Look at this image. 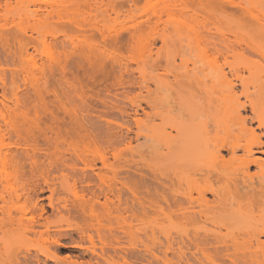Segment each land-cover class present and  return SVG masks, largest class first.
<instances>
[{
	"label": "bare ground",
	"instance_id": "bare-ground-1",
	"mask_svg": "<svg viewBox=\"0 0 264 264\" xmlns=\"http://www.w3.org/2000/svg\"><path fill=\"white\" fill-rule=\"evenodd\" d=\"M3 1L5 6L9 5V0ZM39 1L31 0L33 5ZM58 2L57 0V4ZM175 2L182 5L180 12L183 15L188 14L191 17L194 11L195 17L197 10L198 12L204 10L207 13L220 12L229 7L246 11L242 4L252 3L253 0L239 2L175 0ZM51 3L48 4L50 7L47 5L49 7L47 16L56 15L57 19L67 14V7H64L67 4L75 7L80 5V8L84 6L89 8L90 12L86 13V10H83L87 16H82L81 19L75 18L73 21L69 15L71 22L68 19V26L64 25L61 29L62 50L58 54L53 53L45 45L42 29L35 31L37 36L33 38V42L37 47H43L41 54L45 58L44 63L38 64L25 48H19L21 75L42 102L44 95L40 84L45 80L46 74L51 72L52 67H55L63 79L65 78V64L61 61V56L67 58L68 46L71 55L76 56L78 50L81 52L86 65L85 70L83 69L86 75L90 67L92 71L96 68L95 61L99 55L96 52L100 46L106 48V37L107 34L110 36V22L113 21L103 1L86 0L79 4L78 0L66 2L60 0L58 6H55L57 5L55 0L53 2L55 5ZM23 6L25 7L15 15L18 20L30 17L29 15H37L36 11H30L24 3ZM168 10L167 5L161 6L154 13L157 21L147 18L142 20L134 15L127 17L124 23L128 22L131 25L133 50L139 52L142 47V26L145 24L149 28H155L161 15ZM76 13L78 12L75 11ZM260 16L250 15L249 28L264 31V16L262 15L261 18ZM114 23L122 24L118 22V18L114 19ZM97 38L101 39L98 42L101 45H95ZM114 40L119 42L118 36ZM259 48H250V51L259 54ZM224 49L228 51L229 47L225 44L219 46L205 41L202 47L196 44L194 58L201 66L209 69L212 68L209 57L221 55ZM103 50L99 49L100 53ZM229 51L234 54V49L230 48ZM164 61L166 68L169 62L168 53ZM180 62L187 63L190 59L181 56ZM191 64L195 70H198L197 62L191 61ZM215 65L217 68H212L211 78L205 75L203 79H199L196 72L187 79V97L175 99V107L171 106L170 102H166V106L163 105L165 101L159 102V110L155 113L159 121L158 127L152 135L146 136L156 146L155 154L158 162L154 171L158 183L153 193L156 200L149 198L144 202H138L140 212L131 213V218H146L148 213L152 214L157 221L158 234L168 243L166 252L169 248L170 252L174 251L170 241L175 239H180L182 245L194 251L191 252L193 262L177 259L176 264H264V240H262L264 238V158H262L264 157V75L243 78L236 67L226 64L230 69L231 79L225 74L220 77L218 75L221 67L217 63ZM86 75L83 74L84 77ZM0 82L5 84L3 76H0ZM159 83L160 89L162 87L165 93L168 92L170 84L163 83L162 80ZM237 88H239L238 92H236ZM53 96L58 100L59 106L55 110L52 108L43 110L50 118L46 130H42L29 118L27 110L23 111L18 107L19 95L16 93H11L5 98L7 104L3 103L4 109L0 110V133L12 134L15 137L11 144H4L2 141L4 136L0 138V167L3 173L0 183L9 184L20 177H26L24 182L30 191L23 205L15 210L21 214L17 216L10 213L12 208L10 204L13 200L19 201L21 197L13 194L5 195L0 190V227H8L11 233L17 232L19 241L30 242L32 237L36 240L46 238V247L39 249L35 254H31L28 250L11 251L10 247L16 243L13 237L0 239V264H47L48 262L91 264L89 260L79 262L78 257L74 259L68 257L67 260L59 263L56 251L61 247L84 250V253H90L96 259H101L102 264H116L110 262L112 261L108 255L110 248L117 256L116 262L125 263L124 257L118 252L122 251L119 246L121 238L113 233L115 230L123 232L122 226L126 223L123 214L127 207L126 202L122 203L121 197L125 186L122 181H119L115 188L108 184L106 173L96 165L99 162L102 169H109L107 150L98 148L96 143L91 141L89 133L76 131L77 126L84 128V123L75 108L65 105L59 99V97L66 98L65 95L62 93L59 96L55 93ZM59 113L65 116L64 118L67 117L66 120L68 119V128L64 130L60 129V124L61 121L65 124V119L60 118ZM34 115L37 116L35 112ZM17 119L23 121L28 129L36 128V137L44 142V148L35 142L34 137L27 132V128L21 126ZM105 130L109 131V128ZM105 137L108 138V133H102V139ZM15 147L20 149V153L13 154L12 148ZM112 156L117 161L121 158L120 153ZM79 163L82 164V168H79ZM25 165L29 167L27 176L23 174ZM251 168L255 169V172H252ZM114 172L115 170L113 174ZM116 175H119L118 172H115ZM165 180L168 184H165ZM78 183L85 184L89 199L77 201L69 206L67 198L60 196V192L65 191L75 198V188ZM95 187L98 189L97 193ZM164 190L168 191L169 198L164 196ZM45 192L48 193L46 206L39 197V194ZM131 194L136 198L133 192ZM111 196L115 198L114 201L110 199ZM100 198L104 201L100 202ZM109 204L113 206V213L109 209ZM97 206L102 209L101 213L97 211ZM47 207L52 211V218L51 215L47 216ZM5 213H7L6 219L3 216ZM73 218H80L81 224H68L66 229L61 228L62 222L68 223L69 219ZM69 231L76 233L79 241L72 239L68 235ZM105 231L108 235H105ZM101 232L104 235H101ZM155 235L156 233L151 229L148 237L155 240ZM94 236L102 245L99 254L94 250ZM65 238L70 239L69 246L61 243ZM85 241L90 247L81 244ZM112 242L116 246L112 245ZM144 248L149 255L145 264H154L153 262L159 257L157 258L147 246ZM177 248L176 253L183 252L181 247L177 246ZM181 255L183 257L185 254L180 253L178 256L180 260L184 258ZM164 258L166 259L165 255ZM165 259L164 262L167 260Z\"/></svg>",
	"mask_w": 264,
	"mask_h": 264
},
{
	"label": "rangeland",
	"instance_id": "rangeland-1",
	"mask_svg": "<svg viewBox=\"0 0 264 264\" xmlns=\"http://www.w3.org/2000/svg\"><path fill=\"white\" fill-rule=\"evenodd\" d=\"M45 1L48 3L50 0H40L35 5L31 0H9V5L5 6V2L0 0V76L5 79V84L0 82V110L4 109L3 103L7 104L5 98H8L11 93H16L19 95L18 107L23 111L27 110L29 118L42 130H46L47 125L50 124V118L43 110L45 108L55 110L59 106V102L54 99L53 94L56 93L61 96L63 93L66 98L59 97V99L65 105L75 108L84 123V128L81 129L77 126L76 131L89 133L91 141L95 142L98 148L107 150L109 169H102L99 162L96 163L97 168L106 173L108 184L111 187L118 186L119 181H122L125 186L121 197L122 203L126 202L127 207L126 212L123 214L126 217V223L122 226L123 232L115 230L113 233L121 238L119 246L122 251L119 250L118 252L126 262L117 263V256L109 248L108 255L112 258L110 262L116 264H145L146 259H149V255L145 252L144 246L151 249L157 258L159 257L153 262L154 264H176L178 260L185 261V259L189 260L190 263L193 262L194 259L191 254L194 251L191 248V250L187 249L186 245H182L180 239L170 241L174 251L171 250L170 252V248L169 251H165L168 243L158 234L156 230L157 221H155L156 219L152 214L148 213L146 218H131V213L138 214L140 210L138 202L154 198L153 193L158 183L155 176L156 171H154L158 162L155 154L156 146L146 136L152 135L158 127L159 121L155 117V113L159 110V102L165 101L163 104L165 106L170 102V105L172 104L171 106L174 105L175 107V99H185L187 97V79H190L194 73L197 72L199 79H203L205 75H207V78H211L212 68H217L215 67V63H217L221 67L218 75L220 77L222 74H225L227 78L231 77L230 69L226 64L236 67L239 75L243 78L264 75V31L249 28L250 15H261L260 18L262 15L264 16V0H253L252 3L248 4L244 2L242 6L246 11L229 7L221 10L222 12L207 13L204 10L199 12L197 10L195 17L194 11L191 17L188 14L183 15L180 12L182 5L175 2V0L173 2L171 0H98L107 5L109 15L113 20L110 22V36L107 34L106 37V48L99 47V49H104L101 52L104 54L100 53L98 47L96 48V50L98 49L96 54H99L95 61L96 68L92 71L91 67L89 68V65H87L89 69L86 75L84 71L86 65L81 52L78 50L76 56L71 55L69 53L71 49L68 46L66 48L67 58L61 56V61L65 64L64 79L66 82L55 67H52L51 72L46 74L45 80L40 84L44 95V101L42 102L35 95L31 86L24 82L21 75L18 59L19 48H25L38 64L44 63L45 58L41 54L43 47H37L33 42V38L37 36L35 31L42 29L45 45L53 53L58 54L62 50V27L64 25L65 27L68 26V21L71 22L75 18L81 19L82 16H87L86 13L90 12V9L84 6L80 8V5L75 7L67 4L64 5V7H67V14L59 16L60 18L57 19L56 15L47 16L50 7L48 4L52 2L51 4L55 5L54 0H51L48 4ZM58 1L60 2V0ZM61 1L66 2L67 0ZM85 1L78 0L79 4ZM235 1L239 2L240 0ZM55 2L57 4V0ZM23 3L27 5L30 11H36L37 15H29L30 17L23 18L21 21L18 20L15 15L22 7H25ZM58 4L55 6H58ZM164 4L169 7V10L161 15V19L155 28H149L145 24L142 26V47L139 52L133 50L131 25L128 22L124 23V21L129 15H134L142 20L147 18L151 21H157L156 17L154 18V13ZM60 6L61 4L59 8ZM189 7H191L190 2ZM83 10H86V13ZM75 11L78 13L75 14ZM69 15L72 17L71 20ZM117 18L118 22L122 24L114 23V19ZM116 36H118L119 42H115ZM100 40V38L95 40L96 46L97 44L101 45L98 43ZM205 41L219 46L225 44L229 49H234V54L229 49L228 51L224 49L221 55L210 56L208 60L212 68L206 69L194 58L196 44L202 47ZM258 47H260L259 54L250 51V48L258 49ZM167 53L169 62L165 68L164 57ZM181 56L190 59V62H180ZM196 56L200 57L199 54H196ZM191 61L197 62L198 70L194 69ZM88 71H90L89 76ZM83 74L88 78L84 77ZM160 80L163 83L170 84L168 92L165 93L162 87L160 89ZM238 91L239 88L236 89V92ZM34 112L37 116L34 115ZM58 115L60 118L65 117L61 113ZM66 118H64L65 124L64 122L62 124L61 121V130L68 128V119L66 120ZM18 121L21 126L27 128L23 121L17 119ZM105 128H109V131H106ZM27 132L34 137L39 146L45 147L44 142L36 137V128H27ZM102 133H108V138L102 139ZM2 136L4 137L2 138ZM0 138H2L4 144H11L15 140L12 134L5 135L4 132L0 133ZM12 152L13 154L20 153V149L18 147L12 148ZM116 153L121 154L119 161L112 156ZM258 156L260 155H255V157ZM82 167V164L79 163V168ZM28 170L29 167L25 165L23 168L25 176L28 175ZM114 170L118 172V176H115V172L113 174ZM251 171L255 172V169L251 168ZM1 176H3V173L0 167V178ZM25 178L20 177L17 181H12L9 184L0 183V190L5 195L13 194V196L19 195L21 197L19 201H11L10 213L13 215H21L20 212L15 210L23 205L25 197L30 193L28 185L24 182ZM165 184H168V181ZM94 190L96 193L98 192L96 187ZM132 192L136 198H133ZM163 194L166 198H169L167 190H164ZM31 195L35 196L34 194ZM75 195L74 198L65 191L60 192V196L67 198L69 206L77 201L88 200L89 192L84 183L76 185ZM47 196V192L39 194V197L42 198L41 202L45 206L48 203ZM110 199L115 200L113 196ZM154 200L156 199L154 198ZM99 201L103 202L104 199L100 198ZM96 209L101 213L102 209L99 206ZM109 209L112 213L114 212L112 204H109ZM51 213L52 211L47 207V216L51 215L52 218ZM3 216L6 219L7 213ZM68 224L80 225L81 220L80 218L69 219L68 223L67 221L61 223V228L66 229ZM211 228L213 227L211 226ZM151 229L156 233L155 240L148 237L151 234ZM104 233L108 235L107 231ZM68 235L75 241H79V236L76 233L69 231ZM101 235L104 234L101 232ZM11 237L15 238L16 241L10 247L11 251L28 250L31 254H35L39 249L46 247V238L43 239L44 241L42 239L36 240L33 237L30 242L19 241L17 232L13 231L11 233L8 227H0V239ZM61 243L69 246L70 239L65 238L61 240ZM176 243H178L177 246L182 248L181 251L183 252L180 253L185 254L183 255L184 258L181 255L183 258L181 260L178 258L180 253H176L178 249ZM81 244L84 247H90L87 241ZM112 245L116 246L113 242ZM100 247L102 245L94 236V250L97 254L100 253ZM58 250L56 253L59 263H62V260H67L68 257L71 259L78 257L79 262L89 260L91 264L103 263L101 259H96L90 253H84V250L81 249L61 247ZM164 252L166 253L162 254ZM164 259L166 262H164ZM47 264L52 263L48 262Z\"/></svg>",
	"mask_w": 264,
	"mask_h": 264
}]
</instances>
